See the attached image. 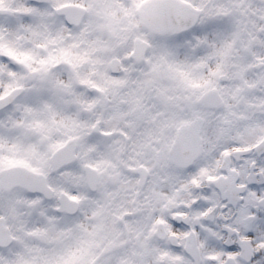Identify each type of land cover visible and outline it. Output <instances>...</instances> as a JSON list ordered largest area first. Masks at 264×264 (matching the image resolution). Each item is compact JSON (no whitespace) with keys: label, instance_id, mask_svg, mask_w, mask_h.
<instances>
[{"label":"snow or ice","instance_id":"obj_1","mask_svg":"<svg viewBox=\"0 0 264 264\" xmlns=\"http://www.w3.org/2000/svg\"><path fill=\"white\" fill-rule=\"evenodd\" d=\"M0 264H264V0H0Z\"/></svg>","mask_w":264,"mask_h":264}]
</instances>
